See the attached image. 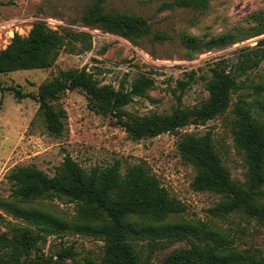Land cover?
<instances>
[{
    "label": "trees",
    "instance_id": "obj_1",
    "mask_svg": "<svg viewBox=\"0 0 264 264\" xmlns=\"http://www.w3.org/2000/svg\"><path fill=\"white\" fill-rule=\"evenodd\" d=\"M103 1H91L82 14L85 24L100 26L126 38L150 33L144 16L107 11ZM207 1L174 0L166 5L203 9ZM255 20L257 25L212 36L205 43L191 35H182L181 42L189 51L233 44L264 32L262 20L256 17ZM88 37L85 32L61 33L42 21L34 22L26 35L14 33L0 49V73L50 67L61 48L73 50L76 41L89 47ZM152 38L163 40L165 36L153 33ZM263 61L264 39H259L253 47L241 48L228 69L222 65L211 67L205 83L208 95L199 104L188 109L176 107L165 113L139 115L124 109L135 96H144L153 87V79L143 72L131 80L128 88L124 85L115 88L101 84L85 67L69 68L40 83L34 97L38 113L51 132L61 133L66 115L54 103L66 90L80 89L93 110L111 114L115 123L123 126L133 139L173 132L189 123H203L231 107L233 144L242 153L244 181L231 177L209 131L182 134L177 149L195 169L192 188L220 195V200L209 208L213 216L241 212L264 227V120L255 111L258 106L264 111V106L258 103L264 96V82H256L249 76ZM191 78L190 74L188 80H179L178 86L183 89ZM6 88L17 98L33 96L15 87ZM0 89L3 91L4 87ZM247 89L258 97L254 102L246 98ZM6 179L11 190L7 196H0V264H63L62 259L75 260L77 253L73 245L61 247L56 257L36 252L41 239L66 232L101 239L99 264H153L150 254L156 247L181 238L189 239L191 248L185 253L175 251L160 264H264L263 255L237 248L232 237L205 221L175 218L183 211V204L169 196L157 176L143 163L132 164L124 171L118 160L85 169L66 154L52 175L35 165H19L6 174ZM53 198L73 202L76 206L73 217L46 211L41 199ZM4 213L23 222L7 220Z\"/></svg>",
    "mask_w": 264,
    "mask_h": 264
},
{
    "label": "rangeland",
    "instance_id": "obj_2",
    "mask_svg": "<svg viewBox=\"0 0 264 264\" xmlns=\"http://www.w3.org/2000/svg\"><path fill=\"white\" fill-rule=\"evenodd\" d=\"M91 1L0 0V49L14 33L26 35L38 21L61 33L76 31L89 35V47L76 41L73 50L61 48L50 67L0 73V86L4 87L3 91L0 89V196L10 193L6 174L13 167L35 165L52 175L66 154L85 169L118 160L124 171L132 164L143 163L157 176L169 196L183 204V211L175 218L205 221L232 237L237 248L264 256V227L241 212L213 216L209 208L220 200V195L192 188L195 169L177 149L182 134L209 131L231 177L244 181L246 169L242 153L233 144L231 107L203 123H189L173 132L133 139L123 126L115 123L111 114L93 110L80 89L66 90L54 103L56 108H63L66 115L61 133L51 132L38 113L34 97L38 85L60 71L85 67L101 84L108 83L115 88L120 85L128 88L141 72L153 79V87L144 96H135L125 105L128 112L143 115L170 112L176 107L191 108L208 95L205 83L211 75V67L222 65L228 69L239 50L253 47L259 39H264V32L226 46L193 51L181 42L182 35L194 36L205 43L212 36L257 25L255 17L264 24V0H208L203 9L166 5L174 0H104L103 8L107 11L134 13L146 18L150 33L137 38H126L100 26L85 24L82 14ZM153 33H161L165 38L154 39ZM190 74L188 85L181 89L178 81L188 80ZM249 76L256 82H264V61ZM6 87L30 92L33 96L17 98ZM251 91L247 89L244 93L254 102L258 97ZM259 101L264 106V96ZM255 111L264 120V111L259 106ZM41 203L46 211L61 217L71 218L75 214V204L65 198L41 199ZM4 216L12 222H23L7 213ZM67 245H73L77 254L75 260L62 259L63 264L101 262L102 240L81 233L47 235L38 242L36 252L56 257V252ZM191 246L187 238L166 241L150 254L151 263L160 264L175 251L185 253ZM34 253L35 250L31 256Z\"/></svg>",
    "mask_w": 264,
    "mask_h": 264
}]
</instances>
